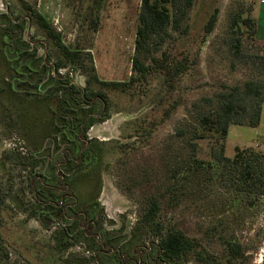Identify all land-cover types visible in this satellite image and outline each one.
<instances>
[{"label": "rangeland", "instance_id": "1", "mask_svg": "<svg viewBox=\"0 0 264 264\" xmlns=\"http://www.w3.org/2000/svg\"><path fill=\"white\" fill-rule=\"evenodd\" d=\"M9 1L13 10L21 14L22 7L18 0ZM23 1L56 26L63 34L65 44L85 48L84 65L93 68L99 80L122 82L134 74L132 60L136 55L141 0H107L105 7L98 11L100 20L95 29L89 28L87 22H82L84 10L72 0ZM257 1L194 0L183 22V27L188 26L191 41L201 39L204 24L215 8L219 9L218 20L197 56V63L182 79L181 104L164 121L160 122L162 110L151 100L153 95H148L150 88L157 86L156 79L150 81L148 90H145V85L133 87L126 93L106 91L111 100L109 119L96 123L90 130L93 138L98 139L93 143L97 156L90 168L78 172L83 177L82 182H78L79 186L88 177H92V182L95 178L96 189L100 191L96 197L101 202L100 207L103 204L100 214L108 220H117L115 225L105 221L104 228L111 229L124 224V233L131 234V227L137 224L142 212L154 198L160 204V220L190 237L198 238L211 253L224 255L227 251L226 242L235 240L246 248V264H264V197L225 187L218 168L193 170L187 136L177 135V129H190L197 122L198 112L207 107L201 102L202 98L214 97L224 88V84L231 86L243 83L256 75L252 65L236 62L233 67L226 47L219 43L214 46L213 43L218 37L228 34L232 16L240 9L252 15ZM24 25L23 39L31 41L32 35L39 36L38 43L47 45L40 46L38 56L45 57L51 49L55 51L53 43L50 44L42 36L43 32L39 28L29 26L26 21ZM169 34L171 36L167 38L163 49L180 36L173 29L169 30ZM33 41L35 43V39ZM188 44L194 45L189 41ZM3 50L4 45L0 40V244L9 253L8 259L0 263L97 264L95 252L88 251L83 245L75 244L61 251L56 241L64 224L60 217L45 213L31 217L27 213L34 207L41 209V206L34 204L31 178L35 175H32V162L27 155L30 153L29 146L34 144L31 140L32 131L45 128L48 115L36 101L45 94L56 96V89L38 97L24 90L22 93L13 92L8 81L11 71ZM148 58L142 56L146 63H151ZM63 71H71L74 73V82L85 85L86 75L74 68L73 64ZM36 80L37 76L29 79V93L37 91ZM194 103H199V106ZM32 109L39 110L32 113ZM147 111H152L149 119L156 120L157 125L140 137H129L130 133L137 131V125L132 122ZM208 146V141L201 142V156L205 158L210 150ZM234 153V146L230 145L226 154L233 157ZM176 168L183 170L177 178H173ZM190 168L192 171L188 173ZM72 176L76 178L77 174Z\"/></svg>", "mask_w": 264, "mask_h": 264}, {"label": "trees", "instance_id": "2", "mask_svg": "<svg viewBox=\"0 0 264 264\" xmlns=\"http://www.w3.org/2000/svg\"><path fill=\"white\" fill-rule=\"evenodd\" d=\"M23 2L29 11L31 22L55 47V51L51 49L49 52L48 58L50 60L55 58L56 70L73 64L74 68L80 69L87 77L85 89L74 84L69 85L70 78L60 76L58 73L59 77L46 74V79H41L39 84L38 91L41 92L46 86H50L46 90L48 93L56 89V96L50 94L36 102H47V105L53 108L52 111H56L58 107L61 108V135L65 144L72 141L73 136L78 137L96 121L90 110L86 108L87 105H91L93 97L98 96V103L102 101L107 103L108 108L111 106L107 90L126 93L133 87L145 85V90H148L150 81L156 79L157 86L150 88L148 95H153L151 100L162 110L160 122L169 117L182 102L180 93L182 79L186 72L197 63V56L213 33L219 13V9L215 8L204 24L201 39L191 41L188 26L183 27V22L188 17L194 0H141L135 41L136 55L132 60L134 74L127 81L107 82L99 80L94 69L86 68L84 65L85 48L80 45L65 44L63 34L56 26L36 8L26 1ZM72 2L80 4L84 10L81 14L82 22H87L91 29L97 28L100 20L98 11L105 7L107 0H72ZM1 24L7 25L0 26V40L4 44L3 51L6 54L4 58L12 72L14 86L12 85L11 90L17 93L24 89L22 87L24 83H27V72L39 75L43 73L42 69L45 70L48 66L41 57L36 58L34 52L29 53V44L26 41L19 39L17 42L21 47L14 48V40H12L14 26L8 15H0ZM170 29L179 32L180 36L174 38L173 42L163 49L167 38L171 36ZM188 41L194 45L190 46ZM218 43L226 47L233 67L236 62L247 66L252 65L256 75L243 83L231 86L224 84V88L214 97L202 98L201 102L207 107L198 112L197 122L190 129L188 127L177 129V135L187 136L193 170L218 168L225 187L243 194L250 193L257 197H264V149L260 146H237L233 157L226 154L231 125L258 127L261 121L264 104V41L257 38L256 19L240 9L232 16L228 34L218 37L213 45ZM159 52L161 54L156 56L155 54ZM27 55H31L33 59L30 60ZM142 56L149 57L151 63H146ZM54 81L56 84L61 81V88L58 86L53 88ZM194 105L199 106V103ZM154 109L155 107L152 108ZM151 112H145L132 122L137 125V131L130 133L129 137H140L157 125L156 120L149 119ZM72 114L75 118L74 124L66 118ZM54 115L56 116L55 112ZM204 141L209 143L210 150L207 158L201 156V142ZM191 168L188 173L192 171ZM182 170L183 168L174 169L173 178H177ZM160 209L158 199L153 198L142 212L130 238L127 234L117 235L115 231H103L99 233L102 238L100 243L96 239L88 238L82 231L75 234L73 228H67L61 230V235L56 241L61 246V251L75 244L87 246L96 252L97 264H138L135 252L146 246L149 239L152 248L149 252H145L147 254L142 261L143 264L152 262L153 264H246L247 251L240 242L228 240L225 254L215 255L203 246L198 238L190 237L184 231L170 227L160 220L158 218ZM121 231L122 229L118 233ZM110 251L114 252L110 253ZM8 257L9 253L1 243L0 262Z\"/></svg>", "mask_w": 264, "mask_h": 264}, {"label": "flooded vegetation", "instance_id": "3", "mask_svg": "<svg viewBox=\"0 0 264 264\" xmlns=\"http://www.w3.org/2000/svg\"><path fill=\"white\" fill-rule=\"evenodd\" d=\"M18 3H20L22 7L21 14L19 15L17 14L16 9V11L13 10L14 8L12 7L11 1L0 0V15H8L12 20V26H14L12 34L14 48L21 47L17 42L19 39L21 41H26L29 44V53L34 52L36 55L35 57H41L44 63H46L48 66L47 69H42L43 73L39 75H34L32 72H27V83H24L25 85L22 87L24 89L19 90V92L21 91L22 93L24 90L27 94L35 95L36 97L40 96L41 94H45L47 92V88L50 86H46L42 92L38 91V89L41 79H46V74L48 73L52 77H59L57 73L60 74V76H67L70 78L69 85L74 84L85 89L87 87V81L84 86H80L77 84V82H74V73L72 74L71 71H63L68 67L56 70L54 65L55 62H52V60L48 58V53L45 57L37 55V51L40 46H44V42L38 43L37 40L39 36L35 37L32 35L31 41L28 39H23L25 31L24 21H26L31 27L36 25L31 22L29 18V11L26 9L23 0H18ZM0 26L6 27L7 25L1 24ZM33 39H35V43ZM44 47H47V45ZM4 56H6L5 51ZM27 57L30 60L33 59L31 55H27ZM42 67L43 65L41 68ZM50 68L51 70L48 71ZM11 74L12 72H10V79H7L10 84L12 83ZM35 76H37V83L35 84V89H37V91H34V93H29L27 91L29 79L32 77L34 78ZM12 85L14 86V83L11 84V87ZM52 85L53 88H55V86L61 88V81L57 84L56 81H54ZM46 97L47 96L45 94L43 98L39 99H45ZM97 99L98 96L93 97L91 100V105L86 106L96 121H94V123L91 124L87 130L81 132L78 137L73 136L71 138L72 141L68 142L67 144L64 143V138L61 135V108L58 107L56 111H52L53 108L47 105V102H37L41 105V107L44 108L45 115L48 114L46 116V126L42 130L40 128H36L32 131L31 140L34 144L29 146L30 153L27 155H29L28 160L32 162V175H35L33 178H31V189L34 194V204L41 206V209L34 207V211L27 210V213H29L31 217L42 216L44 213L50 215L54 214L64 221V224L61 228L62 230L73 228L75 230V234L82 231L88 238L96 239L98 242L102 243V238L100 237L99 233L103 231H115V234L117 235L127 234L128 238H130L136 225L131 227V234L124 233V224L116 228H104L105 221L110 222L111 225H115L117 220L114 218H110V220H108V218H104V215L100 214V209L101 207L103 208V204H101L102 206L100 207L101 202L99 199H97L98 197H96V194H98L100 191H97L96 189L97 187L95 185V178L92 182L90 181L92 177H88L85 179L84 184H81L80 186L78 183L79 181L82 182L81 179H83V177L81 178V174H78V172L81 173V171L87 170L88 167L90 168L94 158L97 156V152L95 151V146L93 143L98 139L93 138V136L90 134V130L96 123H103L109 119L110 116L107 103H103L102 101L98 103ZM35 110L38 111L39 109ZM36 111H33V109L31 110L32 113H35ZM54 112L56 113V116L54 115ZM66 118L73 124L75 123L73 114L68 115ZM76 146H78V148ZM91 172L93 174L95 173L94 171ZM91 172H88L87 174H92ZM75 173L77 176L76 178H73L72 175ZM34 204L32 205L34 206ZM121 215L125 216V213H122ZM120 229H122V231L118 233ZM69 232H71V230H69ZM150 242L151 240H148L146 246L139 248L140 250L135 252L138 258V264H143L142 261H144L146 256L145 252H149L151 250L152 246ZM85 247L88 251H92L87 246ZM112 252L114 251H110V253ZM155 262L156 261H154V263ZM151 264H153V262Z\"/></svg>", "mask_w": 264, "mask_h": 264}, {"label": "crops", "instance_id": "4", "mask_svg": "<svg viewBox=\"0 0 264 264\" xmlns=\"http://www.w3.org/2000/svg\"><path fill=\"white\" fill-rule=\"evenodd\" d=\"M253 17L257 22V38L264 41V1L258 0L252 11ZM233 145L235 147L260 146L264 148V104L261 112V121L258 127H249L242 125H231L228 134L227 148Z\"/></svg>", "mask_w": 264, "mask_h": 264}]
</instances>
